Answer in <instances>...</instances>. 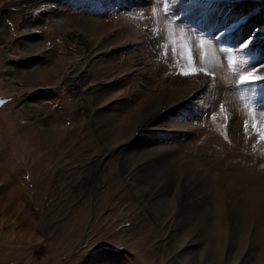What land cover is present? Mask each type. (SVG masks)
<instances>
[{
  "label": "rangeland",
  "instance_id": "obj_1",
  "mask_svg": "<svg viewBox=\"0 0 264 264\" xmlns=\"http://www.w3.org/2000/svg\"><path fill=\"white\" fill-rule=\"evenodd\" d=\"M258 63L264 0H0V264H264Z\"/></svg>",
  "mask_w": 264,
  "mask_h": 264
},
{
  "label": "snow or ice",
  "instance_id": "obj_2",
  "mask_svg": "<svg viewBox=\"0 0 264 264\" xmlns=\"http://www.w3.org/2000/svg\"><path fill=\"white\" fill-rule=\"evenodd\" d=\"M174 3L178 6L181 3H183L186 6V10H192L193 8L199 6L200 0H174ZM165 11H168V5L167 3L165 4ZM177 20L181 19V15L177 14L175 17ZM219 37H217L218 39ZM251 43V39L245 41L243 44L239 45L240 49H246L248 47V45ZM201 44V54L203 55V44H204V40L201 39L200 41ZM186 49L188 48V45L184 46ZM222 51L225 52L226 54H228V61L229 64L233 63V59L231 56V52H232V48L225 45L222 47ZM165 54L167 55V52H165ZM186 63L187 66L180 69L181 74L187 76L189 75L191 72L194 71H202V69H198V68H194V56L191 53V51L189 50V54L186 58ZM264 68V63H258L255 66L251 67L250 71H244V72H239V79L237 81V83L240 86H254L256 84H264V76L261 75H257L259 69ZM210 74V73H209ZM262 114H264V112H262ZM247 127H248V121H245V130L247 131ZM252 128L256 131L257 133V137L260 141H264V125L259 124L255 118L253 119L252 122Z\"/></svg>",
  "mask_w": 264,
  "mask_h": 264
},
{
  "label": "bare ground",
  "instance_id": "obj_3",
  "mask_svg": "<svg viewBox=\"0 0 264 264\" xmlns=\"http://www.w3.org/2000/svg\"><path fill=\"white\" fill-rule=\"evenodd\" d=\"M189 94H191V96H189L188 97V95ZM188 95H186L184 98H185V100H186V98L188 97V98H192V97H194V93H189ZM181 102H184V101H181ZM178 104V103H177ZM179 105V104H178ZM176 106V105H175ZM168 113H169V110L167 111ZM170 114V113H169Z\"/></svg>",
  "mask_w": 264,
  "mask_h": 264
}]
</instances>
